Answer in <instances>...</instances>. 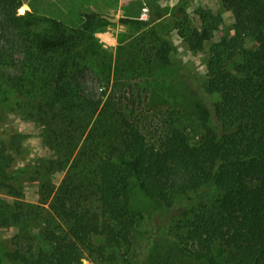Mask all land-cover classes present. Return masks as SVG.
<instances>
[{"label":"trees","instance_id":"trees-1","mask_svg":"<svg viewBox=\"0 0 264 264\" xmlns=\"http://www.w3.org/2000/svg\"><path fill=\"white\" fill-rule=\"evenodd\" d=\"M143 2L146 20L119 19L138 34L121 46L117 73L157 64L198 91L204 130L195 141L187 127L145 115L147 88L138 83L124 82L118 104L85 84L91 61L102 60L90 41L95 25L110 24L101 14L83 12L71 25L0 0V97L13 89L34 102L54 150L45 174L66 169L56 189L49 180L40 186L51 214L41 233L47 247L6 251L0 264H83L84 255L97 264H264V0H222L239 34L211 44L196 84L161 19L174 17L201 52L217 17L202 14L192 27L181 2ZM19 146L17 136L0 140V188L18 197ZM132 183L154 208L140 232L146 220L130 208ZM2 201L1 225L20 223L23 203ZM163 239L175 251L156 252Z\"/></svg>","mask_w":264,"mask_h":264},{"label":"rangeland","instance_id":"rangeland-1","mask_svg":"<svg viewBox=\"0 0 264 264\" xmlns=\"http://www.w3.org/2000/svg\"><path fill=\"white\" fill-rule=\"evenodd\" d=\"M157 2L161 6H173L181 2L192 27L201 25L200 15L202 14L208 13L217 17V28L212 31L211 39L204 44L201 52L190 50L187 42L179 34L180 30L177 28L174 17L166 15L161 19L163 32H171V40L176 48V59L187 69L188 76L195 84L201 83L211 44L224 36L239 34L231 13L223 7L222 0H157ZM55 3L59 6L55 5L38 14L71 25L77 23L76 17L81 16L83 12L98 13L117 19L116 22L107 20L110 24L99 23L95 25L93 32L92 30L90 32L93 51L97 52L102 60L91 61V70L86 74L85 84L94 88L103 102L109 100L118 104V96H121L125 89L124 82H136L141 87L147 88L146 104L148 102L149 104L145 106V115L150 120L187 127L194 141L202 134L204 130L202 109L205 103L198 91L196 92L186 81L172 82L173 74L169 68L154 64L141 69L137 64L134 68L138 72L117 73L118 62L122 61L118 59L121 55V46L125 47V44L133 42L138 34L135 27L124 26L119 23V19L146 20L148 9L143 0H65V5L63 0H55ZM17 11L22 14L25 9L21 6ZM43 26L47 25L41 22L37 31H42ZM244 37L247 38V36ZM1 73L6 71L2 69ZM37 114L38 110L34 102L21 97L13 89L0 97V140L9 143L11 137H18L20 146L14 148L12 152L13 167L21 169L20 176L13 182L15 190L18 189L21 196H15L8 193V190L0 188V199L11 206L14 202L23 203L22 208L17 210L22 214L20 223L10 222V225L3 226L0 220V256L6 251L11 252L16 249L23 251L47 247L41 233L48 225L51 214L48 202H44V197L41 195L40 186L49 180L53 189H56L65 177L66 169L57 170L49 176L45 174L48 163L54 158V150L45 139L42 123L35 119ZM129 205L134 213L145 217L146 222L139 227V232L148 229V217L154 208L134 183L130 188ZM1 210L0 208V212ZM156 248V252L162 253H167L170 249L172 252L175 251L174 244L168 239L160 240ZM176 252L179 253L177 249ZM176 257L182 262L185 260L182 254H176ZM81 261L83 264H97L86 255L81 258ZM2 264L12 263L4 258Z\"/></svg>","mask_w":264,"mask_h":264},{"label":"crops","instance_id":"crops-1","mask_svg":"<svg viewBox=\"0 0 264 264\" xmlns=\"http://www.w3.org/2000/svg\"><path fill=\"white\" fill-rule=\"evenodd\" d=\"M22 6L25 11H31L35 13H43L53 6H59L55 3V0H21ZM65 0H63V5H65Z\"/></svg>","mask_w":264,"mask_h":264},{"label":"water","instance_id":"water-1","mask_svg":"<svg viewBox=\"0 0 264 264\" xmlns=\"http://www.w3.org/2000/svg\"><path fill=\"white\" fill-rule=\"evenodd\" d=\"M101 17L105 18L106 20H108V21H110V22H116V21H117L116 18H110V17H108V16H106V15H101Z\"/></svg>","mask_w":264,"mask_h":264}]
</instances>
